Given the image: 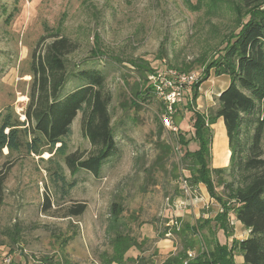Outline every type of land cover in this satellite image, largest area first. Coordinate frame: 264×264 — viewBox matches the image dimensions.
<instances>
[{"label": "rangeland", "instance_id": "obj_1", "mask_svg": "<svg viewBox=\"0 0 264 264\" xmlns=\"http://www.w3.org/2000/svg\"><path fill=\"white\" fill-rule=\"evenodd\" d=\"M236 3L238 0H0V120L12 114L25 122L32 56L42 53L58 34L77 45L66 58L68 74L93 69L104 76L105 89L112 96L109 112L116 143L98 177L84 170L71 175L63 159H55L67 184L73 183L71 189L65 188L66 195L51 181L54 164L47 163L48 153L37 157L21 152L0 159V172L6 176L0 203V264H102L103 255L113 252L108 229L113 202L122 205L125 232L141 244L144 258L154 254L153 243L159 239L182 247L183 239L174 228L171 236L163 235L172 220L181 227L220 211L203 185L202 194L199 185L192 191L183 178L188 173L179 165L181 154L172 150L177 135L162 122L164 105L152 91L133 96L130 87L138 82L139 72L131 62L163 63L177 71L187 66L191 69L185 68L184 73L197 72L199 83L204 69L198 64L200 59L215 56L222 40L236 28ZM95 45L100 48L97 56L91 54ZM162 51L163 59L158 60ZM151 74L145 76L147 88H151ZM222 79L210 71L198 88L197 99L193 101L190 92L176 106L172 123L185 138H192L193 112L205 113L215 105L216 96L210 92L222 86ZM81 85L70 77L62 95ZM200 96L205 101L198 102ZM260 113L259 108L253 111L248 117L252 122L242 127V156ZM80 119L78 113L71 125L67 154L86 157L92 148L82 134ZM163 144L171 147L170 154L164 155ZM196 148L190 142L189 150ZM262 148L264 158V139ZM183 181L188 193L181 189ZM216 190L220 193L222 189ZM80 203L86 205L82 215L61 217ZM229 224L237 236L244 232L243 228L234 230L233 218Z\"/></svg>", "mask_w": 264, "mask_h": 264}, {"label": "trees", "instance_id": "obj_2", "mask_svg": "<svg viewBox=\"0 0 264 264\" xmlns=\"http://www.w3.org/2000/svg\"><path fill=\"white\" fill-rule=\"evenodd\" d=\"M233 11L236 28L222 40L215 56L200 59L203 61L198 64L204 68L203 75L191 88L192 99H197L198 88L209 78L210 71L215 76H227L229 85L215 98V105L207 112H193L192 138L187 139L180 132L176 136L181 148L179 165H183L182 171L188 173L183 178L189 182L192 191L203 185L220 211L193 224L184 222L181 227L173 226V232L183 239L182 247L169 254L161 264H236V255L242 257V264H264V0H238ZM93 40L97 42L96 34ZM76 48L77 45L67 37L55 34L42 53L33 54L25 122L18 121L12 114L4 115L0 120V159L21 152L37 157L48 153L47 163L54 164L51 181L62 188L64 195L67 194L65 188L71 189L73 183L67 184L63 168L55 160L57 157L63 159L71 175L84 170L98 177L116 147L109 112L112 96L105 89L104 76L93 69L67 73V55ZM99 50L95 45L91 54L97 56ZM163 56L162 51L156 58L161 60ZM144 61L131 62L139 72L138 82L130 87L135 98L151 93V88L145 85V76L159 67ZM185 68L191 69L185 66L178 70L187 72ZM70 77L82 85L63 96L62 91ZM142 88H145L144 92ZM132 104L138 109L135 103ZM257 108L261 113L253 124L247 153L242 156L240 132L252 122L248 117ZM78 113L81 114L82 134L92 148L86 157L77 152L67 154V139ZM218 119L224 125L230 158L227 167L214 169L210 167L211 126ZM190 142L197 144L196 150L188 149ZM163 148L164 155L170 154V146L163 144ZM5 178L4 174L0 175V203ZM218 187L222 189L220 193L216 190ZM45 201L49 208V198L46 197ZM85 210V204H76L61 217H78ZM122 213V205L113 202L108 226L113 252L111 256L103 255L102 264H154L142 256L141 244L125 232L127 226L121 220ZM232 218L249 230V235L244 240L233 238L229 245L220 244L216 237L218 231H222L226 238L233 235V227L229 224ZM171 229L168 228L163 235L169 233L171 236ZM134 248L139 255L126 258L128 251ZM189 250L194 252L193 258L187 257Z\"/></svg>", "mask_w": 264, "mask_h": 264}, {"label": "built area", "instance_id": "obj_3", "mask_svg": "<svg viewBox=\"0 0 264 264\" xmlns=\"http://www.w3.org/2000/svg\"><path fill=\"white\" fill-rule=\"evenodd\" d=\"M198 80L199 78L197 72H180L174 68L165 67L163 63H161L159 67L149 76V86L151 87V91L155 98L159 100L165 108L162 122L164 126L173 134L177 135L178 132V128L172 123V117L177 112L176 106L183 102L185 96L190 95L192 86L198 83ZM185 92L188 94H185ZM172 147L174 152L179 151L180 153L181 148L178 143H174ZM181 188L185 193L189 192V187L185 181H183ZM186 203L189 202L186 201ZM167 226L178 227L179 224L172 220L167 224ZM166 236L168 237L170 234L167 233ZM194 255L193 251H187L188 258H193Z\"/></svg>", "mask_w": 264, "mask_h": 264}, {"label": "crops", "instance_id": "obj_4", "mask_svg": "<svg viewBox=\"0 0 264 264\" xmlns=\"http://www.w3.org/2000/svg\"><path fill=\"white\" fill-rule=\"evenodd\" d=\"M221 78H224V79H222L223 80L222 86L218 87L219 88L218 90H216V88L214 87L213 89H211L212 92H210V93L214 94L216 97L220 94L221 91H223L229 85V79H228L227 76L223 75V76H221ZM197 101L198 102L199 101L203 102L205 100H203V97L200 96ZM197 109H200V105H198ZM202 111H199V112L200 113H204ZM211 129H212L213 133H212V143H211V162H210V167L214 168V169L227 167L228 164H229L230 151H229V148H228V139H227V136H226V132H225L222 120L218 119L216 121V123L211 126ZM215 129H216V132H215ZM192 130L193 129H191L190 131H192ZM188 149H189V146H188ZM192 151H194V150H192ZM198 190L202 194L201 185H199ZM204 190H205V188H204ZM208 198H209V196H208ZM176 217H178V216H176ZM234 222H235L234 230L236 231L237 229L240 230V228H243L244 232L241 235H238V236L234 232L232 237L225 238V236L223 235L222 231H218L217 234H216V237H217V239H218L220 244H226L227 243L229 245L233 238L236 239V240H244V239H246L248 237L249 230L245 229L240 224V222H238L237 220L234 219ZM171 228H172V226L170 227V229ZM167 242H169V239H165V240H160L159 239V241H155L153 243L154 244V254H148V256H146V258L148 260H150V261H153L154 264H161L163 262V260L169 254L175 253V251L177 249L176 245H174L173 242H171V244H167ZM143 254L144 253H142V255ZM128 255H129V257L136 258L139 254H138V252H136V250H130L128 252ZM234 260H235L236 264H242V257L241 256H237L236 255L234 257Z\"/></svg>", "mask_w": 264, "mask_h": 264}]
</instances>
